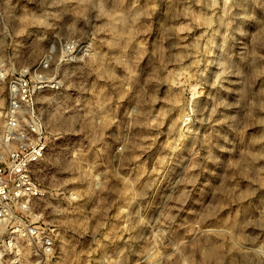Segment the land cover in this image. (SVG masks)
<instances>
[{"label": "rangeland", "instance_id": "374dc122", "mask_svg": "<svg viewBox=\"0 0 264 264\" xmlns=\"http://www.w3.org/2000/svg\"><path fill=\"white\" fill-rule=\"evenodd\" d=\"M45 59L54 246L0 264H264V0H0V124Z\"/></svg>", "mask_w": 264, "mask_h": 264}, {"label": "built area", "instance_id": "2783aa9c", "mask_svg": "<svg viewBox=\"0 0 264 264\" xmlns=\"http://www.w3.org/2000/svg\"><path fill=\"white\" fill-rule=\"evenodd\" d=\"M48 66L45 59L34 75H12L0 124V227L10 223L12 238L31 239L44 253L53 249V229L45 222H33L31 217L44 194L38 169L49 149L39 96L58 86Z\"/></svg>", "mask_w": 264, "mask_h": 264}, {"label": "bare ground", "instance_id": "6f19581e", "mask_svg": "<svg viewBox=\"0 0 264 264\" xmlns=\"http://www.w3.org/2000/svg\"><path fill=\"white\" fill-rule=\"evenodd\" d=\"M212 252V251H211ZM214 254V253H213Z\"/></svg>", "mask_w": 264, "mask_h": 264}]
</instances>
